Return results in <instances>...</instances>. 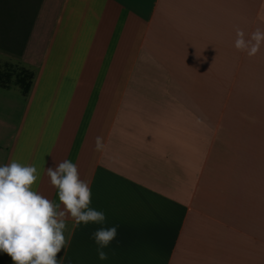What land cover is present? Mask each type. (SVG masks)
<instances>
[{"label":"crops","instance_id":"obj_1","mask_svg":"<svg viewBox=\"0 0 264 264\" xmlns=\"http://www.w3.org/2000/svg\"><path fill=\"white\" fill-rule=\"evenodd\" d=\"M258 27L264 0H39L0 48L32 73L0 84V166L35 165L58 204L49 167L90 182L106 223L68 215L60 264H264V43L234 46ZM117 225L100 260L92 233Z\"/></svg>","mask_w":264,"mask_h":264},{"label":"clouds","instance_id":"obj_2","mask_svg":"<svg viewBox=\"0 0 264 264\" xmlns=\"http://www.w3.org/2000/svg\"><path fill=\"white\" fill-rule=\"evenodd\" d=\"M262 43L264 29L258 27L247 36L243 29H236L234 46L238 51L254 56ZM102 147V139L97 137L96 149ZM47 175L58 189L59 204L32 190L40 178L35 165L12 160L0 166V251L14 264H60L57 254L66 250L71 240L64 235L68 215L77 227L106 223L105 213L90 207V182L80 178L76 164L64 160L49 167ZM61 204L64 210H59ZM117 229L118 225L100 227L92 233L100 260L108 259L103 249L116 238Z\"/></svg>","mask_w":264,"mask_h":264},{"label":"trees","instance_id":"obj_3","mask_svg":"<svg viewBox=\"0 0 264 264\" xmlns=\"http://www.w3.org/2000/svg\"><path fill=\"white\" fill-rule=\"evenodd\" d=\"M14 0H0V17L6 24H12L15 26L14 29H10L9 32H11V42L15 44V46H18L16 49H9L4 46H0L1 48L14 51V52H19L20 49L23 47L24 42H25V37L29 31L31 21L29 22V26L27 28V31L24 29L25 28V21L27 18V14H25L28 9L31 7V3L27 5V9H21L18 10L17 4ZM39 3V0H37V5ZM37 5L35 7V11L37 8ZM34 11V13H35ZM33 13V16H34ZM7 20V22H6ZM17 25V26H16ZM6 27V25H5ZM11 28L13 26H10ZM8 35V34H7ZM10 36V35H9ZM32 79V73L25 68L19 67L15 64L12 63H3L0 64V84L1 85H7L9 84L12 80L15 84H17L22 92H27L30 83Z\"/></svg>","mask_w":264,"mask_h":264},{"label":"rangeland","instance_id":"obj_4","mask_svg":"<svg viewBox=\"0 0 264 264\" xmlns=\"http://www.w3.org/2000/svg\"><path fill=\"white\" fill-rule=\"evenodd\" d=\"M14 1L17 4L18 10L27 9L28 3L29 4L31 3L30 9L25 11L26 12L25 14H27V18L25 21V28L24 29L27 31V28L29 26V22L31 21V19L33 17V13H34L35 7L37 5V0H14ZM6 22H7V20H6ZM13 24L14 23H12V24L4 23V21L0 17V46H4V47L12 49V50L18 48V46H15V44L13 42H11V39H10L11 38V32H9V31H10V29L15 28V26ZM5 25H6V27H5ZM10 26H13V27L11 28Z\"/></svg>","mask_w":264,"mask_h":264}]
</instances>
